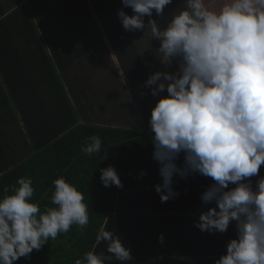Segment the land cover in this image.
I'll use <instances>...</instances> for the list:
<instances>
[{"label":"clouds","instance_id":"1","mask_svg":"<svg viewBox=\"0 0 264 264\" xmlns=\"http://www.w3.org/2000/svg\"><path fill=\"white\" fill-rule=\"evenodd\" d=\"M133 15L118 10L124 30H144L145 17L153 11L165 15L173 0H122ZM180 8L179 11L177 9ZM166 27L149 19L153 40L164 71L145 81L153 97H160L151 110L149 126L161 183L154 186L161 203L175 199V177L187 180L198 174L213 183L200 199L215 207L199 215L194 227L201 232L225 233L235 222L236 238L215 264H264V177L255 185L264 165V0H223L218 10L206 0H183ZM175 62L176 72L167 69ZM166 92L167 95L161 96ZM81 151L89 157L102 151V140L93 135ZM181 154L183 163L178 164ZM104 187L123 188L114 166L100 169ZM147 175L141 170L138 178ZM11 194L0 196V264H16L20 258L40 251L49 240L68 233L73 225L89 224L84 194L64 177L53 181L51 205L41 211L33 202V181L17 180ZM233 185V187H230ZM158 242L163 245L164 235ZM107 253H96L101 243ZM122 238L101 225L92 251L74 264H121L131 260Z\"/></svg>","mask_w":264,"mask_h":264},{"label":"trees","instance_id":"2","mask_svg":"<svg viewBox=\"0 0 264 264\" xmlns=\"http://www.w3.org/2000/svg\"><path fill=\"white\" fill-rule=\"evenodd\" d=\"M34 1L41 5L40 10L47 16L35 19L31 16L30 5L22 6L20 30L23 37L32 41V34L29 36L27 32H34L38 50H45L46 45L50 46V39L43 38L38 28L50 29L51 38L54 35L53 45L57 35L60 36L58 40L65 42L70 62L58 59L60 66H50V69L34 77L37 79L33 95H37V100L48 99L38 103L43 107L36 109L37 116L33 120L42 122L37 126L29 124L30 118L23 109L24 119H18L12 108L10 98L13 96L9 90L11 79L24 84L34 81L28 79L30 76L21 78L0 70V196L5 194V188L11 194L12 187H18L19 178L29 177L34 187L32 200L38 202L43 211L45 207L53 206V181L62 176L84 194L90 219L85 228L73 225L68 233L49 240L40 251L34 250L30 259L22 257L16 264H74L84 253L93 250L95 236L104 224L106 230L116 232L130 248L132 259L124 264H212L220 256L205 249L204 236L196 227L195 236L191 233L190 239L187 234L186 240L179 239L163 245L150 235L154 220L158 218L188 221L190 224L186 229H190L192 226L188 225H193L199 215L208 209L199 205L194 193L182 191H175L179 193L177 198L161 203L154 190V186L161 183L157 163L152 159L154 133L151 129L147 133L125 130L129 127L120 123L121 120L128 121L124 118V110L116 108L126 96L122 83H110L113 103L106 102L104 105L108 109L113 108V115L118 114L114 117L116 125L82 122L84 116L86 120H93V115H90V111L93 112L92 103H85V114L80 117L72 101L73 96L75 99L77 95L91 99L97 94L98 88L92 84L93 75L100 68L97 65H109L105 60L109 50L103 32L110 38L114 52L122 55L128 31L123 29L117 13L122 9L131 16V8L124 7L122 0ZM178 7H183V0H173L172 5L166 6L162 17H157L153 11L151 17H145L144 30H150V27L147 28L149 19L156 20L162 29L166 27ZM114 32L118 33L119 39L113 37ZM172 67L176 72L178 65L173 62ZM65 76L68 80H76L77 87L79 83L78 91L77 87L75 91L67 90L63 82ZM38 81L44 86L38 85ZM107 89H103L105 95L109 92ZM45 110L51 111V114L42 119L40 116H44ZM107 117L111 119L108 111ZM135 129L141 128L137 125ZM93 135L101 138L102 151L89 157L81 148ZM177 163L182 165L183 154ZM109 165L116 169L123 188L102 185L100 169ZM141 170L147 175L138 178ZM183 232L187 233L185 229L181 230ZM106 249L107 245L102 242L95 251L110 255ZM109 264L121 262L113 258Z\"/></svg>","mask_w":264,"mask_h":264},{"label":"crops","instance_id":"3","mask_svg":"<svg viewBox=\"0 0 264 264\" xmlns=\"http://www.w3.org/2000/svg\"><path fill=\"white\" fill-rule=\"evenodd\" d=\"M29 1L31 4H29ZM222 2L223 0H206V3L215 10L219 9ZM24 5H30L32 12L31 16L35 19L46 18L47 16L40 10L41 5L38 4L37 1L0 0V70H5L8 74L21 78H28L30 76L28 79L34 81L32 83L28 82L24 84L17 82L15 79H11L9 90L10 94L13 96V98H10L12 100V108L18 119H20V121L24 119L22 113L23 109L26 116L30 118L29 124L37 126L42 122L37 120L34 122L33 120L36 119L37 116L36 109L38 106L43 107L42 104L38 103L42 100L46 102L48 99H45L44 97L37 100V95H33V89H36L35 80L37 79L34 77L39 73L50 69V66H60L58 59L68 60V62H70V59L68 57V47L65 42L58 40L60 39L59 35H57V39L53 45L54 35L51 38L50 29L48 31L45 28H41L42 26H39L38 28V31L43 38L50 39V46L46 45L45 50H38V43L35 41L34 32H27L29 36L32 34V41H28L23 37L22 31L20 30V10ZM127 34V40L124 41L125 49L122 55L118 56L114 52V47L112 46L110 38L108 39V36L103 32V37L107 49L109 50L105 60L109 65H97L100 68L93 75L92 84L95 88H98L97 90L99 91H102L104 87H108L107 91L109 92L106 95H102V93L101 95L94 94L91 99L77 95L76 99L73 96L72 101L77 109V114L80 117H83L85 114V103H92L93 112L90 111V115H93L91 116L93 117V120H86V117L84 116L82 122L95 125H116V118L114 117L118 116V114L113 115V108L108 109V106L104 105L106 102L113 103V98L110 96V83L113 84L115 81L116 83H122L123 88L126 91V96L123 101H119L116 108L124 110V118L128 119V121L121 120L120 123H124L129 127L125 130L132 129L130 131L147 133L150 130L149 120L151 110L154 108L160 97H153L150 93V89L144 87V84L148 77L154 72L164 71L165 66L162 65L159 59L162 56L158 51L160 43L159 41L153 40L150 30L128 32ZM113 37L119 39L118 33L114 32ZM105 68H108L111 74L104 73L103 70ZM167 70L169 72H174L172 65ZM21 71L26 72L21 73ZM75 81L76 80H68L66 76L63 78V82L68 88L67 90L72 89V91H75L77 87ZM38 85L44 86V83L42 84L41 81H38ZM79 88L80 85L78 83L77 91ZM165 95H167L166 92L161 93V96ZM48 110H45L44 116H40V118L43 119L47 115L50 116L51 111ZM107 111L109 112L111 119L107 117ZM137 125H139L141 129H135L137 128ZM259 177H264V165H261L259 176L251 178L253 185H255V182ZM212 183L213 181L211 178L203 177L198 174L189 176L187 180L175 177L173 190L182 191L187 194L194 193L196 195V201L200 202L199 205L208 209L210 207H215V204L205 206L202 204L200 197ZM230 187H233V185H230ZM154 222V227H151L152 230H150V235L157 238L160 234H163L164 244H168L171 241H179V239L186 240L187 234L188 239H190L191 233L192 236H195L194 223L193 225H188L192 226V228L186 229L187 224H190L188 221L186 223V221L158 218L154 220ZM183 229H185L187 233L183 232L182 234L181 230ZM199 233L204 236L205 249L216 256H222L226 254L228 242L236 238L235 222H232L229 225V228L225 233L216 232L209 234L207 232H201L200 230ZM163 253L167 254V251H163ZM212 264H215V260Z\"/></svg>","mask_w":264,"mask_h":264},{"label":"rangeland","instance_id":"4","mask_svg":"<svg viewBox=\"0 0 264 264\" xmlns=\"http://www.w3.org/2000/svg\"><path fill=\"white\" fill-rule=\"evenodd\" d=\"M100 29V28H99ZM103 69V68H102ZM103 72L104 73H106V74H111V72H110V70L108 69V68H105L104 70H103ZM111 77V76H110ZM109 77V78H110ZM125 88H126V86H125ZM104 90H102V91H97V94H100L101 95V93H102V95L104 94V92H103Z\"/></svg>","mask_w":264,"mask_h":264}]
</instances>
